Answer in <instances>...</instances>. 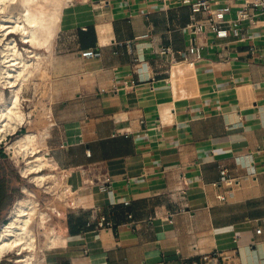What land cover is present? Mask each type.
Wrapping results in <instances>:
<instances>
[{
  "label": "crops",
  "instance_id": "1",
  "mask_svg": "<svg viewBox=\"0 0 264 264\" xmlns=\"http://www.w3.org/2000/svg\"><path fill=\"white\" fill-rule=\"evenodd\" d=\"M64 1L45 50L40 151L70 202L57 231L65 242L36 264H264V21L218 37L193 32L181 0ZM89 48L101 54L81 55ZM6 156L0 225L24 177ZM222 166L236 184L217 183Z\"/></svg>",
  "mask_w": 264,
  "mask_h": 264
},
{
  "label": "bare ground",
  "instance_id": "2",
  "mask_svg": "<svg viewBox=\"0 0 264 264\" xmlns=\"http://www.w3.org/2000/svg\"><path fill=\"white\" fill-rule=\"evenodd\" d=\"M64 5V0H0V142L31 119L32 113L23 105V90L35 74L43 73L50 56L29 44H47L60 26ZM6 88L10 89L9 96ZM47 133L48 129L28 131L7 143V149L16 157L24 176L46 191L66 196L71 187L63 184L47 150L40 151L46 145ZM24 191L31 193L26 187ZM27 196L16 200L9 220L0 226V261L8 256L19 264L37 263L41 254L36 223L44 228L40 230L44 234V252L65 242L54 226H47V212L40 208L37 199Z\"/></svg>",
  "mask_w": 264,
  "mask_h": 264
},
{
  "label": "rangeland",
  "instance_id": "3",
  "mask_svg": "<svg viewBox=\"0 0 264 264\" xmlns=\"http://www.w3.org/2000/svg\"><path fill=\"white\" fill-rule=\"evenodd\" d=\"M15 37L19 38L18 36H15ZM51 38H52V36L50 37V39L48 38L49 42L51 41ZM19 45H20V47L24 46L21 41H19ZM29 46L31 48L35 49L36 51H39V52L45 53V54H47L45 50L46 49L48 50V48H49L47 45L37 47V45H34L32 43H30ZM47 67L48 66H46L44 68L43 73L35 74L31 78V81L29 80L30 84L27 83V85H25L24 90H23V94L25 97V99L23 100V105H24V108L26 111L32 113L31 117H30L31 119H29V121L25 122L23 125L19 126V128L17 129L16 132L7 135L6 139H4L2 142H0V149H7L6 144L9 142H12L14 140V138H16L18 135H21V134L26 133L28 131L38 132V131H43V129H48V127H47L49 125V121L47 119V115H48L47 95H48V93L46 90L47 89L46 88V81L48 78V77H46ZM31 82H33V83H31ZM5 91H6V95L9 96L11 93L10 89L6 88ZM31 123H32V125H31ZM33 125H34L35 129L31 128V127H33ZM7 151H9V150L7 149ZM10 156L15 157L9 151V157L6 156L7 158L1 160L2 163L8 169H11V168L16 169V171L20 175L19 171H21V170H20L19 162H16L17 161L16 157H15V159L13 158L14 160H12L10 158ZM47 170L48 169H46L45 171H47ZM58 173L61 174V177L65 175V172H62L59 169H58ZM21 180H22L20 183L21 189L16 193V196L14 197V201H13L12 205L9 207V209L6 212V216H5L6 221L9 220L10 211L13 208L16 200L18 198H22L24 196H27L26 194H28L27 197H34L35 200L37 199L40 208L47 212V214H46L47 226L52 225L56 228V230L58 232L61 233L60 218L62 217V211H63L64 207L66 205H68V203L70 202L69 200L65 199V197L67 195L62 196L59 194H54V192H51V191H46L45 190L46 188L37 184V182L32 180L29 176L28 177L24 176V177H22ZM25 187L29 191L31 190V193H26L24 191ZM35 228L39 234L38 235V244H39L38 250L40 251V254L42 255L44 253V251H43L44 234L42 232H40V230L43 231L44 228L40 227V225H38V223L35 224ZM10 256L15 257L16 255L11 254ZM6 257H7L6 260H4L5 262H9L10 264H19V263L14 262L13 260H9L8 256H6Z\"/></svg>",
  "mask_w": 264,
  "mask_h": 264
},
{
  "label": "built area",
  "instance_id": "4",
  "mask_svg": "<svg viewBox=\"0 0 264 264\" xmlns=\"http://www.w3.org/2000/svg\"><path fill=\"white\" fill-rule=\"evenodd\" d=\"M182 3H188L192 7L191 21L188 24L190 29L195 32L212 31L218 37H227L230 34L235 36L241 35L242 26L241 23L245 20H249L253 25H256L259 20L264 21V0H230L225 6L214 5L213 0H181ZM238 3L236 16L228 19L230 25L225 26L223 22L228 21L227 15L232 10L233 4ZM203 12L207 13L204 20H199L196 18V13ZM252 49V47H251ZM187 51L194 54L196 57L202 55V46L191 42ZM163 52H168L173 54L172 48H166ZM101 54L100 50L97 48H89L83 50L81 55L84 57L99 56ZM50 118V116H47ZM219 184H224L226 186H232L237 183V180L229 174L227 167L222 166L220 168V179L217 182ZM110 183H104L101 185L102 189H107ZM221 196V195H220ZM110 225V222H105L101 220L98 223L99 227H104ZM261 229H257L260 232ZM208 257L207 255L204 257Z\"/></svg>",
  "mask_w": 264,
  "mask_h": 264
},
{
  "label": "trees",
  "instance_id": "5",
  "mask_svg": "<svg viewBox=\"0 0 264 264\" xmlns=\"http://www.w3.org/2000/svg\"><path fill=\"white\" fill-rule=\"evenodd\" d=\"M7 188H8V179L6 174L2 172V166L0 165V209L3 203L7 204V200H8Z\"/></svg>",
  "mask_w": 264,
  "mask_h": 264
}]
</instances>
